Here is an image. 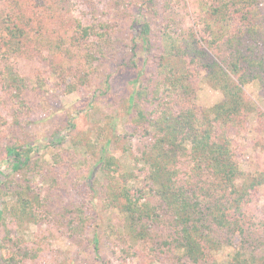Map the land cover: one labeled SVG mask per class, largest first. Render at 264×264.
I'll list each match as a JSON object with an SVG mask.
<instances>
[{"label": "rangeland", "instance_id": "1", "mask_svg": "<svg viewBox=\"0 0 264 264\" xmlns=\"http://www.w3.org/2000/svg\"><path fill=\"white\" fill-rule=\"evenodd\" d=\"M142 1L0 0L2 40L25 46L11 54L6 53L5 46L0 47V64L6 63L21 79L18 92L23 101L9 106L4 97L6 82L0 79V207L3 218L0 263L8 255L2 241L8 232L36 251L35 256H27L17 264H172L163 255L157 257L148 241L136 237L137 230L131 227L123 210L125 196L133 200L139 197L140 203L148 205L166 206L157 192L161 186L150 179L151 167L141 156L148 135L143 129L134 131L131 118L136 115V108L130 106L129 96L146 83L148 74L156 72L160 35L168 25L167 5L175 2L157 0L154 8L148 9ZM184 1L186 6L180 12L183 28H192L199 39L206 37L202 27L194 22L196 6L193 0ZM53 2L59 5L55 13L48 8ZM259 9L264 19V0H259ZM57 14L82 24L107 25L108 31L118 40L120 51L114 57L94 60L91 66L80 67L79 58L66 56L59 48L61 44L69 45L63 37L67 39L72 29L58 21L55 24ZM3 15L10 20L4 21ZM143 21L150 24L149 51L143 49L136 32ZM37 30L51 34L55 41L50 52L42 50L49 54L48 61L39 58L30 48L31 43H26V38L21 36L31 31L35 34ZM132 40L135 42L133 49L130 48ZM200 44L207 50L209 60L218 58L216 50L206 48L203 42ZM168 62L175 73L192 70L187 58H172ZM141 70L143 75H139ZM85 72L87 77L80 83L77 77ZM194 73L193 103L197 109L207 110L221 102L222 90L211 81L207 70L201 69L198 73L194 70ZM232 79L236 81V77ZM243 89L245 102L241 122L227 125L214 122L213 128L220 134V140L226 134L232 145L238 146L239 172L234 182L239 189L249 188L251 195L244 208L245 225L264 234V85L258 79H249ZM211 119L213 115L209 113V121ZM143 126L146 127V123ZM11 144L30 147V160H40L46 168L42 170L45 178L32 172L26 177L37 192L33 215L19 213L14 189L18 188L17 183L26 184V174L11 171V161L5 154V146ZM184 145L190 149L189 142ZM104 146L105 152L102 151ZM56 151L68 158L48 171ZM104 153L115 158L113 189L119 194L114 204L109 202L106 192V170L102 163L96 162ZM70 155L74 157L71 163ZM178 159L181 169H184L183 163L189 168L195 165L189 154ZM202 174L205 179H216L208 169L204 168ZM8 177L14 181L11 189L3 184ZM52 178L56 181L54 186ZM124 188L125 193H120ZM235 205L233 201L232 207ZM75 207H81L90 217L80 233L72 232L67 223V219L75 217L73 213L63 215L64 210ZM233 211L234 208L229 209L230 215H237ZM219 236L220 244L210 250L203 264H232V254L239 244L244 243L242 251L248 252L251 247L242 241L243 234L240 236L238 232L228 237ZM254 250L255 264H264V248Z\"/></svg>", "mask_w": 264, "mask_h": 264}, {"label": "trees", "instance_id": "2", "mask_svg": "<svg viewBox=\"0 0 264 264\" xmlns=\"http://www.w3.org/2000/svg\"><path fill=\"white\" fill-rule=\"evenodd\" d=\"M156 1L142 2L149 9L154 8ZM173 1L175 3L167 5L168 25L160 35L156 72L148 74L146 83L129 96L130 106L136 108V115L131 118L134 131L143 129L148 135L141 156L151 167L150 179L160 184L157 192L166 206L148 205L140 203L139 197L133 200L125 196L123 210L133 225L131 227L137 230L136 237L148 241L150 250L157 257L163 255L172 264H203L208 260L210 250L220 244V234L228 237L237 232L240 236L243 234L242 241L251 247L248 252L242 251L240 248L245 247L244 243L239 244V248L232 254L231 263L255 264L254 249L264 248V234H258L245 225L247 217L244 208L251 195L249 188L239 189L234 182L239 172L236 157L238 146H233L231 138L226 134L220 140V134L214 131L213 123L227 125L233 121L241 122L245 102L243 85L249 79H258L264 85V19L259 9V0H193L196 6L194 22L206 34L202 39L197 37L192 28H183L180 12L186 2ZM58 6L53 2L48 8L55 13ZM62 16L57 14L54 17L55 24L58 21L60 25H69L72 30L70 36H66L67 39L63 37L69 45L61 44L59 48L66 56L79 58L80 67L91 66L94 60L114 57L120 51L118 40L108 31L107 25L96 27L95 24H82L79 20ZM1 18L4 21L10 20L6 15ZM66 18L69 20L64 21ZM136 32L143 49L149 51L150 24L147 21L140 22ZM21 36L26 38V43H31L30 48L39 58L45 61L50 59L49 54L42 53V50L50 52L55 45L51 34L39 33L37 30L35 34L31 31ZM200 40L206 48L216 50L217 59L209 60V54ZM134 43L132 40L130 48L133 49ZM3 46L7 54L21 51L22 46L25 48L21 44L5 42L0 33V47ZM225 51L227 55H224ZM172 58H187L192 64V70L175 73L168 62ZM201 69L207 70L208 77L224 95L221 102L203 111H199L193 103L194 70L198 73ZM143 74L141 70L139 75ZM84 77H87L86 72L78 76L77 80L82 83ZM232 77H236L237 82ZM0 79L6 82L3 86L8 105L12 106L14 102L22 104L18 92L21 79L6 63L0 64ZM209 113L213 115L211 121ZM145 123L146 127L143 126ZM187 142L190 143L189 150L184 145ZM31 150L30 147L19 145L5 146V154L11 161V171L14 174L23 172L25 178L31 172L45 178L42 170L46 168L40 160H30ZM105 150L104 146L102 151ZM187 154L195 165L189 168L183 163L184 169H181L178 158H184ZM66 158L68 155L61 151L54 152L48 171L65 163ZM73 158L70 155L69 163L73 162ZM96 162L102 163L106 170V192L109 202L114 204L119 194L113 189L115 158L104 153ZM204 168L211 171L216 179H205L202 174ZM27 178L24 186L17 183L18 188L14 192L18 197L19 213L33 215L34 203L38 200L37 192L29 185ZM51 181L54 186L55 179ZM13 182L12 177H8L3 184L11 189ZM125 191L124 188L120 193L124 194ZM233 201L236 203L234 207ZM230 208H234L237 215H230ZM71 212L75 217L67 219L69 228L74 233H80L90 217L84 214L81 207L64 210L63 215ZM2 221L0 207V225ZM2 241L8 255L0 264H17L27 256H35L34 249L8 232Z\"/></svg>", "mask_w": 264, "mask_h": 264}]
</instances>
